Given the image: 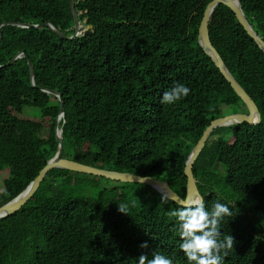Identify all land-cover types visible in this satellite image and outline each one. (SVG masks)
I'll use <instances>...</instances> for the list:
<instances>
[{
	"label": "trees",
	"instance_id": "trees-1",
	"mask_svg": "<svg viewBox=\"0 0 264 264\" xmlns=\"http://www.w3.org/2000/svg\"><path fill=\"white\" fill-rule=\"evenodd\" d=\"M209 1L74 0L84 31L69 38V0H0V161L8 172L0 205L27 187L57 150L60 101L41 88L57 90L64 100L58 121L63 158L155 177L183 198L185 161L204 129L212 119L237 112L238 102L245 106L197 44ZM239 2L264 41V0ZM207 31L260 119L212 131L192 173L207 209L219 201L234 213L220 228L235 239L223 264H264V53L222 3L212 10ZM24 54L33 63L34 85ZM178 82L190 95L162 104L163 93ZM36 105L38 117L22 116L25 107ZM79 173L50 169L23 206L0 217V264H138L139 255L151 259L153 252L188 264L169 215L181 205L147 184L117 180L122 187L74 195L69 177ZM144 241L149 248L140 247Z\"/></svg>",
	"mask_w": 264,
	"mask_h": 264
},
{
	"label": "water",
	"instance_id": "water-1",
	"mask_svg": "<svg viewBox=\"0 0 264 264\" xmlns=\"http://www.w3.org/2000/svg\"><path fill=\"white\" fill-rule=\"evenodd\" d=\"M69 2H70L71 12L74 18V34L69 38H74L78 34L82 33L84 31V28L81 26V23L77 18V13L74 8V0H69ZM218 3H222L226 5L234 13L236 19L240 23V26L246 32L248 37L253 39V41L256 43L259 49L264 53V41L256 33L253 32L249 22L247 21L246 17L243 14L239 0H210L206 4L202 13V17L199 22V27L197 31V44L201 49V51H203L207 56H209L212 60H214L216 65L220 68L221 72L231 83V87L240 97L241 101L245 104L246 111L231 112L216 117L209 122V125L204 129L200 138L198 139L194 147L191 149L185 161L183 173L186 176V184H185V196L183 198L177 192H175L166 181L159 180L155 177L140 176L135 173L104 170L63 158L62 157L63 143L61 136V128L58 127V121L61 117H63L64 100L62 95L57 90L41 88L43 92L55 95L60 101L58 115L56 116L54 122V137L57 141V150L55 151L54 155L46 161V164L39 170L38 174L34 177V180L31 181L27 187H25L21 192H19L18 194H16L15 196H13L12 198H10L9 200H7L6 202L0 205V217L6 216L14 212L15 210H18L21 206H23L37 192V189L43 177L45 176L47 171H49L52 168H61V169H67L70 171H75L80 173L104 176L108 179L122 181V182L144 183L151 186L161 195L176 202L181 206L186 200L195 198L197 196H201L195 184V179L192 173V165L197 155L201 151L209 134L212 131H214L216 128L221 126L239 124V122L242 121L249 122V124H256V122L259 121L260 119V113L255 102L250 97V95L245 91V89L238 83V81L234 78V76L229 72L227 65L224 62L222 56L220 55V53H218L215 47L212 46L209 40L207 23L212 10H214L215 6ZM3 23H11V21H4ZM20 24H22V26L24 27L33 26L35 28H42L45 26V23L32 24L29 22H22ZM51 28L61 37L68 38V36H66L63 32L55 28L53 24H51ZM1 35H3L2 31H0V37ZM19 56L20 54L9 59L6 65L10 64L14 59L18 58ZM24 57L27 58L28 60V65H29L28 69L30 74L31 85H34L33 63L26 54H24Z\"/></svg>",
	"mask_w": 264,
	"mask_h": 264
},
{
	"label": "clouds",
	"instance_id": "clouds-1",
	"mask_svg": "<svg viewBox=\"0 0 264 264\" xmlns=\"http://www.w3.org/2000/svg\"><path fill=\"white\" fill-rule=\"evenodd\" d=\"M190 92L189 87L178 82L163 93L161 103L173 104L186 98ZM119 210L127 213L123 206L119 205ZM169 215L176 219L182 241L180 249L188 264H223L235 243L232 235H223L220 231L225 217L234 215L228 204L217 201L209 210L203 196H197L186 200L180 210L171 211ZM140 247L149 248V244L144 241ZM138 264H173V260L160 252H153L151 259L147 253H142Z\"/></svg>",
	"mask_w": 264,
	"mask_h": 264
},
{
	"label": "rangeland",
	"instance_id": "rangeland-1",
	"mask_svg": "<svg viewBox=\"0 0 264 264\" xmlns=\"http://www.w3.org/2000/svg\"><path fill=\"white\" fill-rule=\"evenodd\" d=\"M222 51L226 52V50L223 48V46L221 47ZM47 102V100H46ZM234 109L236 111L239 112H245L246 108L245 106L241 103L238 102ZM233 109V110H234ZM40 115V110L38 109V106H34L32 108H24L22 111V116L24 117H28V118H36ZM42 136L45 137L46 133L43 131ZM230 140H232V138H229ZM86 149H89L90 146L87 144L85 145ZM7 169H4L1 161H0V190L3 188V186L6 183V179H7ZM69 180H71L70 182V190L73 191L74 195H87V196H94L95 194H97L99 191H101L104 188H108V187H113V186H118V187H122V183L121 182H117V181H113L111 179H108L104 176H97V175H91V174H75L74 176H70ZM79 181L78 184H74L73 181ZM40 198L39 194L35 195V199L38 200ZM4 230V225L3 223L0 224V235L2 234Z\"/></svg>",
	"mask_w": 264,
	"mask_h": 264
}]
</instances>
